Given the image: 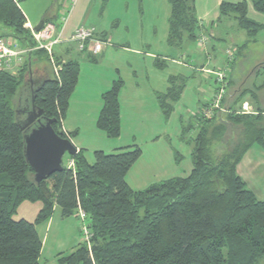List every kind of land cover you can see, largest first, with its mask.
Instances as JSON below:
<instances>
[{
	"label": "trees",
	"instance_id": "16d2710c",
	"mask_svg": "<svg viewBox=\"0 0 264 264\" xmlns=\"http://www.w3.org/2000/svg\"><path fill=\"white\" fill-rule=\"evenodd\" d=\"M250 1L256 11L264 14V0ZM169 2L171 43L181 44L185 38L197 40L195 0ZM231 14H235L239 26L251 36L264 29V24L249 18L247 0L224 1L220 18ZM26 23L27 18L15 0H0V38L14 37L25 46H34ZM29 60L18 76L7 71L1 75L0 264H40L43 239L37 225L53 216L55 205L61 208L64 217L77 215L79 208L84 210L93 233L91 249L83 242L76 251L59 254V264L264 262V201L257 198L237 173V165L254 144L264 147V108L259 106L256 113L247 114L234 107L248 91L244 90L229 105L224 98L223 106L228 111L195 118L194 167L188 177H174L144 190L132 189L127 174L142 150L129 146L116 153L96 151L93 164L80 150L71 156L74 169L64 166L62 171L37 183L25 157L24 131L18 122V109L11 106V97L22 81L23 71L28 69V79L23 78L29 91L28 100L33 95L28 81L40 79L35 104L44 109L46 117L54 120V129L69 138L61 124L78 82L80 66L74 60L57 59L63 66L59 77L53 74L43 77L37 72L32 77ZM172 82L168 96L161 97L165 115L172 109L167 99L179 98L186 79ZM123 86L124 82L117 80L104 93V106L97 121L98 127L112 138L121 134L119 95ZM25 106L26 100L21 107ZM224 137L236 146L216 154L212 143ZM25 201L43 204L35 221L15 218Z\"/></svg>",
	"mask_w": 264,
	"mask_h": 264
},
{
	"label": "crops",
	"instance_id": "0c3cea01",
	"mask_svg": "<svg viewBox=\"0 0 264 264\" xmlns=\"http://www.w3.org/2000/svg\"><path fill=\"white\" fill-rule=\"evenodd\" d=\"M15 1L25 14L27 18L26 27L30 31L34 29L41 20H44L45 17L54 22L65 21V24L60 25L58 28V31L62 34V39L54 48L55 58L62 62L69 60L77 61L80 66V71L76 88L70 97L67 113L62 119V131L69 137L72 143L77 147L78 151L82 150L84 152V155L90 164L95 162L89 155L90 153L93 155H95L96 151L116 153L129 146L139 147L142 150L141 156L131 166L127 174V182L129 186L137 191L144 190L152 184L163 182L174 177H188L190 175L194 167L193 159L192 164L189 162L187 166H184V157L178 151L173 142L174 140L179 142H182V140L185 142L187 141L188 143L192 142V152L194 150V137L191 136L187 139L184 135L189 127L191 130L195 127L197 128V124L194 123L195 118L198 115L203 114V111L210 105L212 99L211 97H208V99L204 97V95L207 96L210 89L206 88L208 83L199 77L201 75L199 71H202L201 73L204 74L205 79H208L210 77L209 73L215 74V69L227 66L231 59L235 58V56L232 55L234 54V51L235 54H239L241 48L245 47L249 41L255 43L258 40L259 33L262 31L258 32L255 36H251L247 30L242 29L239 26L235 14L220 18V6L224 1L238 3L244 0H195V10L199 24L197 40L193 41L185 38L184 42L181 44H172L170 41V19L172 8L169 2L170 15L168 26L165 23H162L165 30V34L162 37L164 40L163 46L161 50H156L155 47H151L150 44V41H153L156 38L155 33H157L154 21L152 22V28L150 27L151 25L148 24L149 27L146 32L141 29L139 32L135 26L131 27V24L127 23L128 20L124 17V6L125 2L128 1ZM44 1L48 2V4H44ZM247 2L249 18L257 23L264 24V18H261L264 15L254 9L250 0H247ZM51 4L53 5L49 9ZM210 17V21H205V18ZM229 18L234 19L238 28L241 30L235 31L232 39V46L230 48H227L226 50L220 49L218 51L217 44L226 40L225 35L222 34V21ZM235 22H233V20L229 21V23ZM122 25L127 27L132 33L130 36L124 37L116 34L117 31L124 30L123 28H120ZM82 27L93 28L95 32L94 40L88 41V44L83 50L80 49V42L72 38L75 31ZM115 28L120 29L117 30ZM243 31L247 33L249 41L245 40L243 44L239 45L238 40L243 39L246 36ZM203 36H206L208 41L205 43V52L201 53L198 50L196 43L197 41L199 42L200 38ZM131 39L138 40L139 45H136L135 47H132L130 44L128 45V42ZM97 40L103 42V48L100 51L95 52L94 44ZM143 42H146V45L142 44ZM118 45L122 46L125 51L133 54L130 56L131 58L129 61H131L134 66L128 69L127 74L135 79L132 81L130 93L132 96L134 115L136 116V126L132 129L130 138H124L122 133V95L128 90L127 82L125 76L122 74L121 66L116 65L112 61L115 54L114 48ZM171 47L177 48L179 50V55H177ZM221 52H224V57L220 54ZM27 60H29L30 70L36 69L37 74L40 75L39 67L40 65H43L42 57L34 51L26 58V61ZM106 61L111 62L112 64L110 66L111 69L109 70L100 67V65ZM170 61H173L175 64L174 71L171 68L169 71H166L170 67ZM211 62L214 63L213 70L207 66ZM232 65L233 62H231V66ZM160 71H162L163 74ZM263 76L264 75L258 80L261 84L264 82ZM182 78L186 79V82L179 94V98L177 100H172L171 98L167 99V103L171 105L172 109L170 114L165 116L166 121L162 122L164 125L163 128L156 130V126L153 125L154 129L152 128V133H149V127H143V122L147 115V111L143 106L149 105L150 103L153 117L160 122L163 113L161 97L166 98V96H168L169 90L172 88L173 80ZM117 80H122L124 82L122 88L123 91L121 90L122 93L120 92L119 95L121 106V134L117 138H110L107 136V133L98 127L97 121L104 106L103 95ZM216 81H218V76ZM211 92L212 91L209 92V95ZM232 96L233 95L230 93L228 98L229 104L237 101L235 98L234 101ZM249 97L251 98L245 96L241 102H236L234 107H238V109L241 110L244 102H248L255 110H257L259 106H262L260 101L255 100L251 95H249ZM226 111H228V109ZM172 113H176V129L178 133L172 132L173 135L171 136V133L167 129V125ZM145 132L147 135H144ZM148 143L152 145V148L151 151L149 150L148 154H146L144 144ZM252 147H254V145ZM252 147L245 153L241 162L237 165V173L242 177L246 184H248V172L245 171L246 168L258 172L262 166L260 161L255 162V159L250 156V150ZM71 160L74 161L73 158H71ZM246 160L247 162L244 163ZM144 162H149V167H147L146 171H143V168H145L143 167ZM246 164H249L248 167ZM67 167H69V165ZM174 167H187V169L182 168L184 173L177 175L176 173H172ZM251 190L253 191V189ZM42 206L43 204L41 202L25 201L19 206L15 218H25L20 214V211H22L21 209L23 208L33 214V217L28 220L35 221ZM57 213L62 219H64L62 221H65V218L70 217L75 219L78 218L77 215L70 217L62 216L61 208L55 205L53 216L47 221L49 225L54 223V216ZM81 244L82 241L78 243L72 252L76 251ZM61 253L62 255L70 254H64V252ZM59 254L57 258H59Z\"/></svg>",
	"mask_w": 264,
	"mask_h": 264
},
{
	"label": "rangeland",
	"instance_id": "374dc122",
	"mask_svg": "<svg viewBox=\"0 0 264 264\" xmlns=\"http://www.w3.org/2000/svg\"><path fill=\"white\" fill-rule=\"evenodd\" d=\"M128 2H125V14L124 17L128 20L127 23L131 24V27H136L137 30L139 31L140 29L143 31H147L148 27L150 24L152 28V22L154 21L155 26L157 28V33L156 38L153 41H150L151 47H155L156 50H161L163 46L164 40L162 37L165 34V30L163 28L162 23H165L168 26V19L170 15V4L168 0H125ZM44 4H48V2H43ZM53 4L50 5L49 9L52 7ZM100 5V4H99ZM98 5V8H99ZM109 10V9H108ZM264 15L263 13H261ZM154 17V18H153ZM261 18H264L261 17ZM259 18V19H261ZM49 19V18H48ZM210 18H205V21H210ZM234 19L229 18V19H224L222 21L223 24V30L222 34L225 35V41L219 42L217 44V49L218 51L220 49H227L232 46V39L234 37L235 31H240L241 29L238 28L237 23H229V21ZM212 21V20H211ZM264 21V20H263ZM56 23L60 21H55ZM62 22V21H61ZM59 23L58 26H60L62 23ZM264 23V22H263ZM142 24V25H141ZM164 25L165 27H167ZM120 28H123L124 30L117 31V35H122L124 37L130 36L132 34L127 27L122 25ZM120 28H115L119 30ZM140 30V31H141ZM139 31V32H140ZM246 36L243 39L238 40V44L241 45L244 43L245 40L249 41V37L245 31H243ZM115 33V32H114ZM62 37V35H61ZM62 39V38H61ZM211 43V42H209ZM217 43V42H216ZM132 45V47H135L136 45H139L138 40H130L128 42V45ZM142 44L146 45V42H143ZM198 50L202 53L205 52L206 45L202 43L200 44L198 41L196 43ZM55 48V47H54ZM174 52H176L177 55H179V50L177 48H172ZM43 50V49H42ZM45 51V50H44ZM115 54L114 58H112V61L118 65L121 66L122 68V74L126 78L127 82V87L128 90L123 93L122 95V103H123V123H122V133L124 138H130V135L132 133V129L136 126V116L134 115V110H133V103H132V96L130 93L131 87H132V81L135 80L132 77H130L127 72L129 68H132L134 64L129 61L133 54L130 52L125 51L122 46L118 45L114 48ZM223 53V54H222ZM204 54V53H203ZM224 57V52L220 53ZM238 54V53H237ZM234 55L235 58H232L231 61L228 63L229 65L223 66L222 68L219 67L215 69L214 73H209L210 77L208 79H205L204 74H202V71H199L201 74L199 77L208 83V86L206 88H209L210 91H212L209 95V92L204 97L208 99V97L212 98V95L215 93L217 88L219 87V82L217 80V73L220 71L226 72V74L229 77L230 80V86L227 88L228 94L227 99L229 98V94L231 93L233 96L232 98H236L240 96L242 92L248 91L246 95L243 97L251 98L249 95H251L255 100L260 101L262 103V107L264 108V82L261 84L258 82V80L261 79L262 75H264V29L259 33L258 35V40L255 43H252L249 41L245 45V47L241 48L240 53L237 55ZM39 55L42 57L43 60V65H40L39 67V72L43 76H47L48 74L51 75L53 74L55 77L60 76V72L63 69V66L61 63H59L54 54V61H52L49 58V54L45 52L39 53ZM237 55V56H236ZM227 57V55H226ZM231 62H233V65L231 66ZM111 62H104L103 64L100 65L101 68H104L105 70L111 69ZM170 67L166 70L169 71L170 68L174 71L175 64L173 61H170ZM208 68L211 70L214 69V63L211 62L209 65H207ZM231 66V67H230ZM57 68V69H56ZM225 69V70H224ZM34 70V71H33ZM31 71V76L35 77L36 75V69H33ZM57 71V73H56ZM165 71V72H166ZM162 73V71H160ZM207 72V71H206ZM20 73L17 74V76ZM163 74V73H162ZM207 74V73H205ZM28 69L27 71H23V78L24 76L28 79ZM44 77V76H43ZM264 77V76H263ZM23 78L22 81L20 82L15 94L11 97V106L14 109H19L20 108V103L24 102L26 99H28L29 96V91L26 86H24V80ZM259 78V79H258ZM232 80V82H231ZM262 81V80H261ZM123 91V90H122ZM122 93V92H121ZM24 104V103H23ZM226 104L229 105L228 101H226ZM145 110L147 111V115L145 116V120L143 122V127H149L148 132L152 133V128L153 125L156 126V130H160L163 128V121H166V115H164V111H162V119L160 122L155 119L151 113V105L143 106ZM207 108L203 111V116L206 113ZM221 112V111H219ZM217 114V113H216ZM206 116V115H205ZM180 122V121H179ZM196 124V121H194ZM177 118H176V113H172L171 118L168 121L167 129L171 133V136L173 133H178L177 129ZM211 129V126L209 127ZM154 129V128H153ZM183 130V129H182ZM173 132V133H172ZM165 134L164 132H162ZM197 134V129L196 127L192 130H187L186 134L184 135L187 139H189L191 136L195 137ZM144 135H147L146 132ZM166 135V134H165ZM108 136V135H107ZM109 137V136H108ZM112 138V137H110ZM228 137L224 138H219L215 139L212 143V150L216 154H223L226 152L229 148H233L236 146L234 143H229L227 140ZM182 140V139H181ZM178 151L181 153V155L184 157L183 163L185 164L184 166H187L188 163L190 162L192 164V142L188 143L187 141L179 142L177 140H174L173 142ZM146 154H148V151H151L152 145L150 143L144 144ZM264 147L259 145V144H254V147L250 150V156L255 159V162L260 161L262 164L260 171L258 172L256 170H250V168L243 169L247 171V186L256 193L257 197L261 200H264ZM92 159L95 161V155L92 153L89 154ZM70 156L68 154H65L64 156V166H68L70 162L72 161L71 158L69 160ZM174 159V155H173ZM244 161V163H246ZM149 162H144L143 163V171H146L147 167H149ZM249 165V164H248ZM246 164V166L248 167ZM256 166V165H255ZM254 166V167H255ZM187 169V167H174L172 170V173H176L179 175L180 173H184L183 169ZM262 173V174H261ZM51 183V181H49ZM20 214L27 218L31 219L33 217V214L30 213V211L26 209H21ZM62 217L59 216L57 213L54 216V223L53 224H48L47 221L43 222L39 225H37V229L40 232L42 238L44 239L43 243V249L41 256L39 258V263L40 264H59L58 263V254L61 252H64V254H68L72 252V250L75 249V247L78 245L79 242L83 241V236L81 233V220L79 218H65V221H62ZM48 224V226H47ZM93 240V237H92ZM91 240V244L89 245L88 243L84 242L88 248L89 246H93V241ZM260 264H264V262H261Z\"/></svg>",
	"mask_w": 264,
	"mask_h": 264
},
{
	"label": "built area",
	"instance_id": "2783aa9c",
	"mask_svg": "<svg viewBox=\"0 0 264 264\" xmlns=\"http://www.w3.org/2000/svg\"><path fill=\"white\" fill-rule=\"evenodd\" d=\"M54 21H46L39 31L34 29L31 30L32 38L35 41L34 46H25L17 38L5 37L0 38V90H1V75L3 72H11L17 74L26 62V58L30 56L34 51L45 50L50 56L49 58L54 61V47L61 42V32L58 31V24ZM61 25L65 24L63 20ZM94 29L93 28H79L75 31L73 39L80 42V49H84L88 44V41L94 40ZM206 36L200 38L199 43L205 44L208 40ZM103 48V42L97 40L94 44V51L98 52ZM57 69V68H56ZM57 73V71H56ZM219 87L212 95L211 103L207 107L206 116H211L215 112L226 111L223 106V100L228 94L227 88L229 87L230 80L226 72L219 71L217 73ZM241 113L254 114L257 111L252 108L248 102H244L240 110ZM69 168H75L74 161H71ZM77 217L81 220V233L83 241L91 244L93 233L90 228L89 217L87 213L79 208ZM92 247L89 246V249Z\"/></svg>",
	"mask_w": 264,
	"mask_h": 264
},
{
	"label": "water",
	"instance_id": "95a60500",
	"mask_svg": "<svg viewBox=\"0 0 264 264\" xmlns=\"http://www.w3.org/2000/svg\"><path fill=\"white\" fill-rule=\"evenodd\" d=\"M44 20L34 28L39 31ZM37 87L33 89L31 101L26 99L27 106L20 107L17 113L23 112L25 117L18 118L24 131V153L27 163L34 172V180L40 183L56 172L64 169V156H75L77 147L69 138L60 135L53 127V119L45 116V111L35 104L36 91L39 89V79H31Z\"/></svg>",
	"mask_w": 264,
	"mask_h": 264
},
{
	"label": "flooded vegetation",
	"instance_id": "af4514ba",
	"mask_svg": "<svg viewBox=\"0 0 264 264\" xmlns=\"http://www.w3.org/2000/svg\"><path fill=\"white\" fill-rule=\"evenodd\" d=\"M39 80H40V79H39ZM28 86H30V87L33 88V89L36 87L35 83H33L31 80L28 81ZM21 106H22V104L20 103V107H21ZM18 115H19V119H20V120L23 119V117H25V114H23L22 111L19 112Z\"/></svg>",
	"mask_w": 264,
	"mask_h": 264
},
{
	"label": "bare ground",
	"instance_id": "6f19581e",
	"mask_svg": "<svg viewBox=\"0 0 264 264\" xmlns=\"http://www.w3.org/2000/svg\"><path fill=\"white\" fill-rule=\"evenodd\" d=\"M218 65V64H217ZM229 65V64H228ZM225 70V69H224ZM220 71V70H219ZM229 86H230V84H229Z\"/></svg>",
	"mask_w": 264,
	"mask_h": 264
}]
</instances>
